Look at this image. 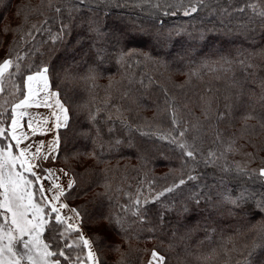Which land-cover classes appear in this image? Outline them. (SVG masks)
<instances>
[{"label": "trees", "instance_id": "16d2710c", "mask_svg": "<svg viewBox=\"0 0 264 264\" xmlns=\"http://www.w3.org/2000/svg\"><path fill=\"white\" fill-rule=\"evenodd\" d=\"M248 3L264 8V0H208L206 7L184 15L191 0H110L81 6V12L73 13L71 35L54 43L61 22H69L64 11L68 0H0V46L3 38L7 46L0 60L10 59L21 69L11 78L23 89L27 75L48 66L51 87L69 109L67 127L59 131L57 154L49 164L72 174L75 183L64 198L79 210L81 232L91 241L99 264H146L153 250L165 257V264H243L245 259L264 264V212L255 207L264 198V183L238 176L233 153L225 149L235 140L232 147L249 151L257 165H264V128L252 119L244 130L245 121L239 118L244 107L236 119L218 125L203 114L207 102L211 113L223 111L228 98H235L232 78L243 81L246 76L236 64L225 73L218 63L222 56L236 61L253 54L257 67L247 69V77L252 79L254 72L257 80L264 78V28L258 20L250 21ZM57 7L62 9L59 14ZM81 17L95 19L108 40L119 38L118 48L136 54L118 63L109 47L99 63L87 42L73 51V41L82 34L75 27ZM149 40L156 44L149 45ZM89 66L97 70L95 79L86 78ZM249 89L258 96L256 85L246 84L245 91ZM249 96L243 102L251 103L256 113L264 111ZM173 112L180 128H191L196 118L203 123L199 133L190 130L183 137L191 144L199 136L196 161L169 142L177 135ZM217 130L222 133L219 140ZM209 151L220 157L215 166L204 163ZM221 166L233 170L225 173ZM189 172L199 179L155 199L181 178L187 180ZM243 188L253 195L248 203L237 208L223 202L224 192L237 196ZM195 192L201 196L198 206L189 199ZM208 196L210 201L204 199ZM138 207L143 221L133 214ZM78 235L72 232L68 242ZM50 238L45 231L43 239ZM84 251L76 248L71 254L82 258Z\"/></svg>", "mask_w": 264, "mask_h": 264}, {"label": "snow or ice", "instance_id": "6c2138e0", "mask_svg": "<svg viewBox=\"0 0 264 264\" xmlns=\"http://www.w3.org/2000/svg\"><path fill=\"white\" fill-rule=\"evenodd\" d=\"M110 0H68L69 6L64 9L68 15V23L61 22V27L57 34L52 37L53 42H63L65 36H70L73 30L72 21L75 19L73 13H79L82 11L81 6H91L94 4L109 3ZM219 2V0H216ZM231 3V0H229ZM183 3V0H181ZM208 0H191V6L188 9L184 10V15H191L198 11V8L201 6H207ZM245 7L252 9V17L250 21L255 22L259 21V26L264 28V8L258 7L257 4L248 3ZM244 8L236 9V11L244 12ZM55 11L59 14L62 9L57 7ZM224 11H227L224 9ZM175 13H165V15ZM47 23V21H45ZM35 27V26H33ZM76 28L82 30V34L78 35L76 40L73 41L72 50L74 51L77 48H83L84 44L87 42L89 49L95 52L96 61L99 63L103 62L104 56L109 52V47L112 51L116 53L118 63H122L126 56L135 55L134 52L125 51L123 48H118L117 46L121 43L119 38L114 40H108L107 34L102 31L99 27L98 22L93 18H84L81 17L80 20L75 24ZM88 53H84L87 55ZM253 54H249L244 59H238L236 61L230 60L227 57H221V68L225 73H230L233 71V65L236 64L239 68L246 73L245 79L243 81L232 78L231 87L236 89V94L234 100L230 99V102L225 104L223 111L217 109L213 114L210 112L211 102H207V109L204 111V117L206 121H212L213 118L215 123L218 125L220 122L228 120L232 121L236 119V113L241 107H244L246 110L240 114V119L245 121L244 130L249 126L246 123L248 120L256 119L261 128H264V111L261 113H256L255 108L251 103L243 102L242 98L248 95V92L251 93L249 99L252 96H255V103L264 110V78L257 80L255 78V73L253 72L252 79L247 77V69H255L257 65L253 64L251 57ZM146 59H151L150 56L146 55ZM227 65V67H225ZM13 66V61L10 59H5L2 64H0V92H3V80L5 73H8L9 68ZM207 66V64H205ZM16 71L14 73H9V76L16 75L20 72V64H15ZM96 68L89 66L88 72L89 75L87 79H95ZM49 68L48 66H43L38 68L33 74L26 76L24 83V88L27 89L24 93L20 85H14L16 92L20 93L22 98L16 102L11 108V124L10 131L4 126V121L0 119V264H84V261H91L93 264H99L95 252L92 250V244L90 240L86 238L78 224L70 223L73 218L70 216H65L61 214L60 209L67 208L66 204H59L57 207V202L60 201V197L65 195V190L58 184L53 182L49 189H45L42 183H39L37 188V183L41 180V177L37 175L34 171L36 165L32 164L29 159H27V153L31 149V145L26 146L25 149L19 150L18 154H14L13 149L19 148L21 140L27 139V134L17 135V128L20 125V119L27 115L26 111H21L22 109L26 110L29 107L43 103V101H37L36 96L39 95V92L43 91L47 93L45 100L48 96H58V93L49 92V77H48ZM142 83V81H141ZM34 84L38 85V88H34ZM246 84H253L259 88V94L256 95L255 92H252L251 89L248 92L245 91ZM127 96L128 93H125ZM51 106V105H49ZM3 107V105H0ZM55 107L59 111V115L56 112H53L55 116L56 123L55 128L59 129L61 127H67L69 116V109L65 107L59 99L55 101ZM119 111V109L117 110ZM4 113L0 112V117ZM62 117V119H61ZM94 120L95 117H92ZM46 122V121H45ZM172 123L174 130L177 135L172 136L169 140L170 143L175 144L180 150L181 154L193 161L197 160L198 150L196 149V140L199 139V136H194L192 143H188L187 140H180L178 138H183L186 134L191 131H196L199 133L203 128V123L196 118V122L191 125V128L185 126L180 128L181 121L177 118L175 113L172 114ZM187 124V122H185ZM29 127H31V122H29ZM33 134H36V130H33ZM220 133L218 130L216 132L217 140L220 139ZM171 136V133H169ZM15 141V144L11 142L5 143L9 140ZM161 139H166V137H160ZM56 141L52 143H57ZM120 143V141H117ZM235 144V140L228 146L226 151H232V145ZM44 147L43 142H41L35 150V153L32 154V159H37L40 157L41 149ZM202 155V153H201ZM250 155V154H249ZM48 159L47 156L43 157ZM220 159L215 152L209 151L207 158L204 160L205 165L215 166L216 160ZM195 169H193L194 171ZM222 172L228 173L231 172V169L228 166H221L220 169ZM48 175L47 179L52 178L51 169H43ZM238 176H248L249 178L255 177L257 180H260L261 183H264V168L257 170H252L251 173L247 172L245 169L240 168L239 166L235 169ZM27 174V175H26ZM67 175V173H64ZM29 175L34 177L35 180L29 179ZM199 177L192 175L191 172L187 175V180L181 178L178 183H173L171 186L163 189L155 197L158 200L160 197L164 196L166 193H172L176 189L180 188L182 185H185L187 181H196ZM255 182V181H254ZM75 181L70 179L67 187L71 189ZM224 181L221 180L223 185ZM39 193V202L36 200V193ZM46 192H52L53 195L49 199L45 195ZM223 202L236 206L237 208L248 203L249 200L253 199L252 193L247 189L243 188L240 190L239 195L233 196L231 190L224 192L221 195ZM189 199L192 200L197 206L201 202V196L199 192H195L189 196ZM206 200H211V197H205ZM149 201L147 198L144 200V204H147ZM141 201L136 200V205H140ZM255 207L260 212H264V198L257 200L255 202ZM48 209V211H45ZM70 212L74 213L76 217H79L80 213L78 209L72 208L69 209ZM184 212H188L189 209L185 205L183 207ZM10 214V217L9 215ZM134 215L140 216L141 221H143V216L141 215L140 208H137V211L133 213ZM162 219V218H161ZM111 223V221H110ZM117 224H121L119 220L116 221ZM122 227V224H121ZM45 231L50 233V240L43 239ZM72 232L78 233V237L75 240L68 242V237ZM207 239H211L210 236H207ZM203 243V242H202ZM87 248V256L82 259L80 255L73 256L72 250L76 248ZM215 253V249H213ZM158 258L159 264H165V257L158 256V253L153 250L152 259L156 260ZM206 260L212 259V256L205 257ZM151 264V261H150ZM240 264V262H238ZM243 264H251L250 260L245 259Z\"/></svg>", "mask_w": 264, "mask_h": 264}, {"label": "rangeland", "instance_id": "374dc122", "mask_svg": "<svg viewBox=\"0 0 264 264\" xmlns=\"http://www.w3.org/2000/svg\"><path fill=\"white\" fill-rule=\"evenodd\" d=\"M12 13L13 12L11 11V13L9 15L10 18H12V16L15 15V14H12ZM10 22H11V20H9V24H10ZM121 31H123V26L118 29L117 33H121ZM216 39L217 38H215L214 40H216ZM2 42H3V44L0 46V57L2 56V54L7 53V48H6L7 46H5V38L2 39ZM148 44L149 45H155L156 42H152V40H149ZM1 61H2V59L0 60V62ZM2 63L3 62H1L0 64H2ZM14 65L15 64L13 63V66L11 67V72H10V68H9L8 73H5V77H4V80H3V89L4 90H3V92H0V105H3V107H0V112L4 113V115L2 117H0V119H2L4 121V124L6 123V120H9V116H10V112H11L12 106L16 102H18V100L20 98H22V96H20V93H17L16 89L14 87V85H20L21 86V84L15 82L13 77L11 78V76H9V73H14L12 71V69L15 68ZM25 80H26V77L23 80V91H24V93H26V91H27V89L24 88V81ZM38 87H39L38 85L34 84V88H38ZM48 91L57 93V91L52 89L51 84H50V79H49V89H48ZM46 95H47V93L41 91V92H39V95L35 97V99L37 101H41L42 99H44L46 97ZM50 98L54 99L55 101L57 99H59L60 102L63 103L61 98H60V96H59V94H58V96H55V97L50 96ZM34 106H37V105H34ZM39 117L40 116H37V117L34 118V125H37L36 120ZM27 122H28V118H23L21 120L20 124L23 126L24 130L28 129ZM64 128H66V127H64ZM27 135H30V136L26 139L27 141H26V144L24 145V148H26V146H28V145L32 146L31 149L29 150V152L27 153V155L29 157H31L32 154L35 153L36 147L41 142H45L46 144L49 143V140H48V138L46 136L37 135V133L33 134V133H31L30 128H29V130L27 132ZM180 140H185V139L182 138ZM8 142H9V140L6 141L5 143H8ZM227 148L228 147H226L225 149H227ZM232 149L233 150L229 151V152L233 153V160L235 161V166H239L240 168H243V169H245L248 172H252V170H257V172H258V170L260 168H264V165H257L253 161L254 159L251 157V155H249L250 154L249 151H244L243 149L237 148V147H232ZM13 152H14V154H17L15 152V148L13 149ZM48 157L50 158V157H52V155H49ZM86 159H87V156L85 157V161H86ZM88 159H89L90 163H91V161H94V159L91 158V157L90 158L88 157ZM49 161H51V159L50 160L46 159V160H43V161L42 160H38V162L36 163L37 167L34 169V171L37 173V175H39L41 177V180L37 183L36 187L37 188L39 187V183H42L45 189H49L51 187V185H52L54 180H52V178L51 179L45 178V177H47L48 174L45 171H43V169H51L52 170V176L59 182L60 185H62V188L63 189L67 188V184H68L69 180L70 179L74 180L72 174H70L69 172H67L65 169H63L60 166H55V165L54 166L53 165L50 166ZM65 172L67 173V175L64 174ZM43 175H45V177H43ZM29 179L35 180V178L30 176V175H29ZM36 195H37L36 196V200H37V202H39V193L37 192ZM45 195L48 196L49 199H50L51 196L53 195V193L52 192H46ZM61 203L62 204H66L68 206L67 208H64V209H65L66 212H68L69 216L73 218L70 222H78L77 224L80 225L79 227L81 228L80 215H79V217H76L74 213L69 211V209H72V208H75V207L73 205L69 204L65 200L64 196H63V198H62V196L60 197V201L57 202V207H59V204H61ZM0 211H3V210L0 209ZM60 211H61V209H60ZM8 215L10 217V214H8ZM83 235H84V233H83ZM86 238H88V237L86 236ZM90 243H91V241H90ZM92 250L94 251L93 247H92ZM87 252H88V249L85 248L84 256L82 257V259H84L87 256ZM152 252L150 253L146 264L149 263V259L152 257ZM158 256H161V254L158 253ZM153 262H154V264H158L159 263L158 258L156 260H153ZM25 264H26V262H25ZM84 264H93V262L85 260Z\"/></svg>", "mask_w": 264, "mask_h": 264}, {"label": "crops", "instance_id": "0c3cea01", "mask_svg": "<svg viewBox=\"0 0 264 264\" xmlns=\"http://www.w3.org/2000/svg\"><path fill=\"white\" fill-rule=\"evenodd\" d=\"M24 83H25V81H24ZM41 101H43V103L38 104L39 106H32V107L27 108L26 110H24V109L21 110V111H26L27 115H25L24 117H22L20 119V123H21V120L23 118H28V122H27L28 129L24 130L23 126L20 124L16 130L17 135L20 136L21 134H25V133L27 134L29 128L31 130V133H33V130L35 129L37 135H44L48 138L49 143L46 144L45 142H43L44 147L41 149V154H40L39 158L32 159V156L29 157L26 154L27 159H29L30 162L34 165H36L38 160H42V161L46 160L43 158L45 156L48 157L49 155H52V157H50V158L48 157L49 160L50 159L53 160L56 157L57 149H58V142L57 143H52V142L57 140L59 131L64 128V127H61L59 129L55 128L56 119L53 115V112H56L57 115H59V111L55 107V100L50 98V96H48V98L46 100L44 98ZM49 105H51V106H49ZM37 116H40V117L36 120L37 125H34V118ZM61 119H62V117H61ZM29 122H31V124H32L31 127H29ZM10 124H11V119H10V123H9V127H8L9 131H10ZM29 136L30 135H27V137H29ZM9 140L11 141L10 137H9ZM26 141H27L26 139L21 140V142L19 144V148L18 149L15 148L17 154H18L19 150L25 149L24 145L26 144ZM11 143L15 144V141H11ZM36 167H37V165H36ZM43 177H45V175H43ZM52 180H54L53 182L59 184V182L53 176H52ZM60 186L62 187V185H60ZM64 190L66 192L69 189L67 187V188H64ZM62 198H63V196H62ZM61 214L65 215V216H69L68 212H66L64 208L61 209ZM70 223L77 224L78 222H70ZM78 226H80V225H78ZM80 232H81V228H80ZM150 261H151V264H154L152 257L149 259L148 264H150Z\"/></svg>", "mask_w": 264, "mask_h": 264}]
</instances>
